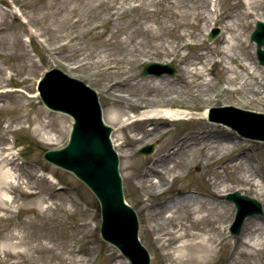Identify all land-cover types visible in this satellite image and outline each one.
<instances>
[{
	"label": "rangeland",
	"instance_id": "1",
	"mask_svg": "<svg viewBox=\"0 0 264 264\" xmlns=\"http://www.w3.org/2000/svg\"><path fill=\"white\" fill-rule=\"evenodd\" d=\"M258 18L264 19V0H0V264H129L100 234L94 193L43 157L68 141L72 123L38 94L40 77L52 67L97 90L103 117L114 127L126 199L138 214L151 264H194L190 254L184 260L170 255L176 236L167 244L159 238L174 230L164 222L171 200L173 210L186 201L222 211L219 245L200 264H264V213L248 216L241 233L232 236L236 209L225 199L240 190L264 209V140L240 136L207 117L123 125L130 113L164 104L264 112V64L250 38ZM213 25L222 32L209 40ZM149 60L171 61L177 70L142 75ZM154 98L156 105L148 106L146 100ZM200 132L210 137L205 143L196 138ZM184 137L190 138L187 147L163 158L161 166V150ZM149 143L154 151L140 154ZM227 143L234 146L224 149ZM205 144L213 148L202 150ZM173 165L181 178L167 175L166 181L154 172L159 167L164 175ZM162 187L195 192L176 201L159 196ZM217 187L218 197L211 193Z\"/></svg>",
	"mask_w": 264,
	"mask_h": 264
},
{
	"label": "water",
	"instance_id": "2",
	"mask_svg": "<svg viewBox=\"0 0 264 264\" xmlns=\"http://www.w3.org/2000/svg\"><path fill=\"white\" fill-rule=\"evenodd\" d=\"M216 32L214 30L211 37ZM251 38L256 40L259 60L264 63V21L257 22ZM175 70L170 63L149 62L144 65L142 74L161 75ZM38 90L47 107L65 112L74 119L68 142L60 148L46 150L44 157L74 172L96 194L101 204L102 237L115 244L131 264H150V254L139 239L137 213L125 201L119 154L111 139L113 126L103 118L97 91L60 68L48 70L40 80ZM210 112L211 119L224 121L243 135L264 139V113L234 106L211 107ZM152 150L153 145L149 144L140 152ZM227 197L236 202L238 210L232 233L240 231L247 215L263 211L260 201L240 191Z\"/></svg>",
	"mask_w": 264,
	"mask_h": 264
},
{
	"label": "bare ground",
	"instance_id": "3",
	"mask_svg": "<svg viewBox=\"0 0 264 264\" xmlns=\"http://www.w3.org/2000/svg\"><path fill=\"white\" fill-rule=\"evenodd\" d=\"M225 53L226 51L223 50ZM253 92L257 93V89L252 90ZM125 96V95H124ZM173 97V95H169L167 97L168 100H170ZM175 98L177 97L174 96ZM157 98H154L152 100L147 99L146 103L148 106L153 107L157 103ZM163 108H151L143 111L141 114V117L149 116L151 118H171V119H180V118H190V117H204L207 116V109L204 111H192L190 109H183V108H174L169 107L167 104L163 105ZM120 115L113 114V119H118ZM123 125H127L129 123V118L123 119ZM168 125V123H167ZM154 129V127H153ZM209 136H206L204 132H200L199 135H197L196 138H198L202 143H205V138ZM210 138V137H209ZM190 138H180L175 142L176 144L173 146L168 147L164 151L163 154H161L160 162L161 166L165 168V161H163V158L169 159L171 156L179 155L180 149H185L186 143L188 142ZM114 141H116L114 139ZM232 142L233 141H227ZM210 143H214V141H211ZM198 144V143H195ZM227 150L231 149L234 145L227 143L225 144ZM204 148L212 149L213 146L209 144H205L204 147L201 146V149ZM184 154V153H180ZM1 155V154H0ZM9 156V155H8ZM159 160H156L159 161ZM172 161V160H171ZM170 161V162H171ZM177 168L176 165H173L171 169L166 170L164 172V175H162L160 172V168L157 167L154 169L155 173H158L163 179L167 181L168 176H173V180L175 178H181L183 175L182 173H177L175 170ZM172 171V172H171ZM170 173V174H168ZM166 174V175H165ZM251 183L254 185H260V182L257 180H254V178L250 179ZM176 188L166 190L164 187L161 188V191L159 189V196L165 195L167 199H171L173 197H176V201H179V199L188 198L189 192H195L190 188L181 187L177 194L174 193V190ZM211 193L215 194L217 197L222 195V189L220 188H214ZM184 197V198H182ZM179 198V199H178ZM163 201V200H162ZM172 204H169L168 209L165 210V219L164 222L173 225L174 230L173 231H164L159 235V238L163 241V243L167 244L169 239L174 235L175 238V245L172 246V249L170 252V255L176 258H179L181 260H184V258L187 255H191L190 259L194 264H200L201 262L205 261L209 256H211L215 249L218 247L219 242V232L222 231V228H220V218L222 216V211L219 209L218 205H209V204H197V205H189L186 206V201L180 203L179 206L176 208H172L174 200H171ZM174 206V205H173ZM175 207V206H174ZM172 226V227H173ZM219 230V231H218ZM182 263H185L182 262ZM187 263V262H186ZM191 263V262H189ZM188 263V264H189Z\"/></svg>",
	"mask_w": 264,
	"mask_h": 264
}]
</instances>
